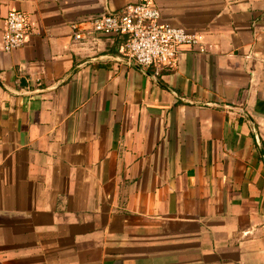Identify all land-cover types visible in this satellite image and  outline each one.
I'll return each mask as SVG.
<instances>
[{
    "label": "crops",
    "instance_id": "crops-1",
    "mask_svg": "<svg viewBox=\"0 0 264 264\" xmlns=\"http://www.w3.org/2000/svg\"><path fill=\"white\" fill-rule=\"evenodd\" d=\"M135 1L0 0V264H264V0H155L198 36L159 75L72 40Z\"/></svg>",
    "mask_w": 264,
    "mask_h": 264
},
{
    "label": "built area",
    "instance_id": "built-area-1",
    "mask_svg": "<svg viewBox=\"0 0 264 264\" xmlns=\"http://www.w3.org/2000/svg\"><path fill=\"white\" fill-rule=\"evenodd\" d=\"M27 18L20 10H10L5 18L2 48L18 49L27 40ZM72 40L85 45L101 37H123L121 54L141 68L152 67L155 74L173 70L182 46H194L198 36L184 27L162 19L155 0H136L120 9L106 10L71 24Z\"/></svg>",
    "mask_w": 264,
    "mask_h": 264
},
{
    "label": "trees",
    "instance_id": "trees-1",
    "mask_svg": "<svg viewBox=\"0 0 264 264\" xmlns=\"http://www.w3.org/2000/svg\"><path fill=\"white\" fill-rule=\"evenodd\" d=\"M124 40V39H123Z\"/></svg>",
    "mask_w": 264,
    "mask_h": 264
}]
</instances>
